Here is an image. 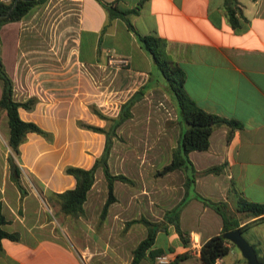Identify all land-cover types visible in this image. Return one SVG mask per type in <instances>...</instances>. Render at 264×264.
<instances>
[{"label":"crops","instance_id":"0c3cea01","mask_svg":"<svg viewBox=\"0 0 264 264\" xmlns=\"http://www.w3.org/2000/svg\"><path fill=\"white\" fill-rule=\"evenodd\" d=\"M49 1L42 0L32 5L21 18L33 16ZM105 1H113L114 5L121 10L135 7L136 11L128 12L124 16L108 17L106 10L97 0H56L60 8L61 22L73 23V31L66 38L75 64L80 69L94 71L95 68L111 66L110 62H118L113 65L114 72L109 83L117 87L115 90L122 96V102L140 86L145 87L141 95L134 100V108H130L131 114L128 118H153V124H156L155 120L160 118V114L151 109L150 103L159 98L166 102L168 109H166L168 116L166 114L164 116L174 119L168 131L170 136L162 140H158L157 136L153 138L155 131L144 121L141 122L140 126L145 134L138 147L152 151L159 150V152L165 150L159 163L153 158H148L149 163L142 165V162L146 160L144 158L139 162L134 160L133 166H130L127 164L126 156H123L119 170L112 171L110 153H108L109 170L112 173L123 174L131 173L130 170L138 174H141V169L154 170L159 167V164L168 161L170 149L176 145L181 129V124L177 121L176 107L163 86L158 69L149 52L141 45L133 30L127 26L125 22L127 18L139 34H154L164 39L167 54L184 71L185 91L201 108L238 121V126L232 129L228 138H226L225 125L214 126L209 135L207 148L192 149L188 152V157L197 171L193 187L201 189L200 194L214 200H224L230 215L237 218L239 224L252 220L254 216L236 209V199L238 195H242L250 201L264 202V0H235V15L238 18L235 25L229 21L225 0ZM2 25L0 26L1 57L4 68L12 79V95L18 100L33 95L36 97V103L38 99L34 94L16 97L15 82L6 64L13 37L5 34L2 36ZM29 28L34 32L36 30L32 25ZM24 32H19L16 38L23 41L24 35H35V33ZM65 41L66 39L63 42ZM56 47L58 50L59 46L53 42L48 49L55 53ZM47 69L56 70L57 68L49 65ZM22 110L27 109L18 108L20 117L30 119L22 116ZM31 120L49 131L52 137L46 139L37 133H27L18 145L17 156L21 159L25 145L31 147L25 141L28 134L38 135L49 142L56 136L55 131L49 126L35 119ZM0 125L3 127L6 140L8 126L4 110H0ZM78 127L76 136L89 132V129ZM103 141L102 134L101 140L91 147L92 153L87 159L84 157L83 160L65 164L89 166L100 154ZM33 145L37 148V145ZM59 147L61 145L54 148ZM77 147L78 150H84L85 146ZM131 147L132 145L127 143L125 146L120 145V149ZM6 149L8 152L5 151L0 158L2 166L0 204L6 219L3 224L4 229L15 232L17 236L1 238L0 264L129 263L132 257L131 250L144 237L146 231L144 225L138 220L143 214L138 211L137 206L140 202L151 208L154 203L149 193L152 191L123 190L118 195L113 192L114 197L104 213H101V207L107 194L100 200V206L95 205L90 208L86 201L89 194L94 192L96 179L101 177L105 180L102 169L98 166L82 204V212L78 215H70L62 212L57 204H50L47 200V196L52 191H61L73 185V176L63 172L65 164L59 172L49 175L51 187H48L49 189L41 183L47 174L40 179L37 177L40 174L32 176L39 189L33 186L27 187L20 174L23 189L21 191L9 177L6 157L10 151L7 145ZM77 156L81 158V153ZM155 162L158 163L157 166ZM210 165H220L221 169L218 172L203 171ZM177 170L168 171L160 177L165 176L166 180L173 179L177 176ZM104 186H106V180ZM173 187L174 184L168 182L167 188L159 193L160 198H165V202L154 204L158 210L152 211L151 208V211L146 213L149 220L164 221V211L182 197L183 191L178 193ZM138 196L142 199L147 196L149 199L139 201ZM178 220L180 228L187 232L188 242L183 244L172 224H166L165 230H158L154 235L150 246L158 251L154 255L170 254L172 260L167 264H202L198 254L190 252L187 247L191 238H196L200 246L205 238L219 232L221 217L211 207L196 198L192 191H188L185 204L179 211ZM262 224L264 220L250 222L242 234L254 247L256 256L264 259ZM184 251L188 253V256L174 261L176 255ZM226 254L233 255L237 264H247L241 254L236 255L233 245ZM225 255L215 259V263L231 264L229 261L231 259H225ZM138 264L163 263H157L153 257L146 255Z\"/></svg>","mask_w":264,"mask_h":264},{"label":"rangeland","instance_id":"374dc122","mask_svg":"<svg viewBox=\"0 0 264 264\" xmlns=\"http://www.w3.org/2000/svg\"><path fill=\"white\" fill-rule=\"evenodd\" d=\"M59 15L60 8L57 6L56 0H50L45 7L42 6L38 9L33 16L28 15L20 20L8 21L1 28L2 36L5 34L13 37L9 46L10 55L6 59V64L15 82L16 97L21 98L27 94H34L38 99V102L32 108L21 111L22 116L35 119L43 125L49 126L56 133L55 138L50 142L38 135L28 134L25 141L31 147L25 145L26 148L22 159L14 156L15 161L20 166V174H22V178L29 188L33 186L39 189L35 179L32 178L33 175L37 176V174H40V176H37L38 179L47 174V177L43 178L41 183L47 187L46 189L51 188L48 180L50 179V174L59 172L65 163L83 160L84 157L87 159L91 155V147L101 140L102 134L94 133L89 129L87 134L76 136V131L79 130L77 120L107 126L109 120L100 117L98 112L106 117L114 116L122 103V96L115 90L117 87L109 83V79L114 72L113 65L118 64V62H110L112 67L95 68L94 71L80 69L74 62L66 38L73 31V23L61 22ZM31 25L36 29L35 32L29 28ZM23 31H25L24 33H35V35L26 34L23 37V41L21 39L18 40L16 35ZM65 39L66 41L63 42ZM17 42L18 46H16ZM53 42L56 43V46H59L58 50L56 47L55 53L48 49V46ZM49 65L57 69L49 70L47 69ZM133 104L130 107L131 109L134 108ZM150 107L160 114V118L155 120L156 124H153V118H126L116 127L115 134L111 137L109 149L112 171L119 170L123 156H126L127 164L130 166H133L134 160L139 162L144 158L146 160L142 162V165L149 163L148 158H153L154 161L159 163L161 157L164 156L165 150L159 152V150L152 151L138 147L142 143L143 134H145L140 126L142 121L155 131L153 138L157 136L158 140H162L170 136L168 131L171 121H174V119L171 120L164 116V114L168 116L166 102L164 103L158 98L157 101L150 103ZM139 109L141 108L139 107ZM134 127H136L135 131ZM85 130L88 129L86 128ZM125 143L132 145V147L130 149H120V145L125 146ZM33 144L37 145V148H34ZM6 145L4 130L0 125V158L3 157L5 151L8 152ZM58 145H61V147L54 148ZM82 145L85 146L84 150H78L77 146L81 148ZM78 153H81V158H78ZM157 162H155L156 166ZM161 165L159 164V167ZM1 167L0 163V169ZM159 167L154 170L148 169L147 171L141 169V174L135 173L129 168L131 173L128 172L125 175L130 177L132 182L115 180L113 182L114 194L118 195L123 190L138 191L146 189L149 192L152 191L149 195L153 203L160 204L165 202V198H160L159 193L167 188L168 182L174 184V191L178 193L183 191L184 193L183 171L176 169L177 176L166 180L165 176L160 177L162 174L155 173ZM182 173L183 175H180ZM104 183L105 180L103 178L99 177L96 179L94 192L89 194V198L86 201L88 207L101 205L100 200L106 195ZM193 190L201 193V189L195 186H190L188 189V191ZM147 199H149L147 196L144 199L138 196L139 201H146ZM154 204L151 205L152 211L158 210ZM42 207L44 209L43 203ZM151 208L143 203L140 204V202L137 206L138 211L143 214L141 217L148 220L146 213L151 211ZM141 223L146 229L144 222L141 221ZM261 234L264 237V224L261 226ZM234 247L236 255L240 256L238 248L235 245ZM232 256L231 254H226L225 259H231L229 260L231 264H237Z\"/></svg>","mask_w":264,"mask_h":264},{"label":"trees","instance_id":"16d2710c","mask_svg":"<svg viewBox=\"0 0 264 264\" xmlns=\"http://www.w3.org/2000/svg\"><path fill=\"white\" fill-rule=\"evenodd\" d=\"M42 0H9L7 2L0 0V26L11 20L20 19L23 14L34 4ZM106 10L107 16L115 15L124 16L128 12H135L136 8L129 10H121L114 5L113 1L97 0ZM235 0H225L226 13L232 25L237 24ZM127 26L136 34L141 45L151 55L160 78L163 80V86L170 95L176 110L177 121L181 124L177 143L170 151V158L163 163L156 171V174H164L173 169H181L184 173L185 191L182 197L169 209L163 213L164 221L148 220L140 217L138 220L146 225V233L132 249V257L128 264H138L140 259L146 255L154 258L157 249L151 248L153 238L158 230H165L166 224H172L183 244L188 242L187 232L180 228L178 214L181 207L185 204L186 193L190 186H193L195 170L191 160L188 157V152L192 149H206L209 143V135L214 126L225 125L227 127L226 138L230 135L232 129L238 126V121L234 118H228L216 113L206 111L201 108L185 91L183 87L184 71L181 66L172 59L165 50V41L163 38L154 34H139L135 31L127 18H125ZM145 87L140 86L132 95L125 99L119 107L118 112L114 116L106 117L99 113V116L109 120L107 126L97 125L86 121L77 120V124L83 128L92 131L101 132L104 136L103 147L98 156L92 163L87 166H79L73 164H65L63 172L73 176L74 183L71 187H67L61 191H52L47 200L50 204H57L59 209L70 215H78L82 212V204L86 198V193L94 180V171L100 166L106 180L107 195L101 207V213H104L107 205L112 201L113 182L121 180L132 182V179L123 173H112L107 164V157L111 146V137L115 134L116 127L131 114L130 107L134 100L138 98L144 91ZM36 97L28 96L23 100L15 99L12 95V79L4 68V64L0 57V110H4L6 122L8 126V134L6 144L10 150L7 155L9 168V177L19 188L23 190L20 183V167L15 161L19 153L18 145L24 140L27 133H37L46 139H51L52 135L49 131L42 128L37 122L31 119L21 118L18 108L29 109L33 107ZM221 169L220 165H210L203 171L218 172ZM192 194L198 198L203 204L208 205L216 211L221 217V227L219 232L214 233L205 238L198 249V258L202 264H213L215 259L222 257L228 251L232 242L222 236V233L228 229L238 227L243 233L244 228L250 222L264 220V202H255L247 200L242 195H238L236 199V209L245 212L254 218L243 224H239L237 218L232 217L227 209L224 200H214L206 197L196 190ZM165 221L167 223H165ZM6 219L1 211L0 204V240L3 237L16 238L15 232H9L4 229L3 224ZM187 252L178 253L174 261L187 257ZM257 259L264 262V259L257 256ZM222 264V263H221Z\"/></svg>","mask_w":264,"mask_h":264},{"label":"water","instance_id":"95a60500","mask_svg":"<svg viewBox=\"0 0 264 264\" xmlns=\"http://www.w3.org/2000/svg\"><path fill=\"white\" fill-rule=\"evenodd\" d=\"M222 236L238 248L247 264H264V262L257 259L254 247L245 239L238 227L224 231Z\"/></svg>","mask_w":264,"mask_h":264},{"label":"built area","instance_id":"2783aa9c","mask_svg":"<svg viewBox=\"0 0 264 264\" xmlns=\"http://www.w3.org/2000/svg\"><path fill=\"white\" fill-rule=\"evenodd\" d=\"M1 1L7 2L9 0H1ZM119 60H121V59H119ZM198 247H199V245L197 243L196 238H191V241H190L189 246L187 247V250H189L190 252H194V253L198 254ZM154 260L157 263L167 264L172 260V258L170 256V254H168V253H159V254L154 255ZM213 264H216L215 261L213 262Z\"/></svg>","mask_w":264,"mask_h":264}]
</instances>
